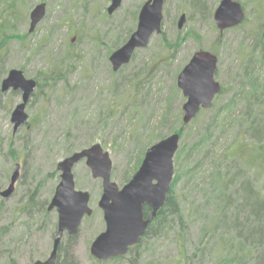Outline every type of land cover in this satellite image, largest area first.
Returning <instances> with one entry per match:
<instances>
[{
  "label": "rangeland",
  "instance_id": "rangeland-1",
  "mask_svg": "<svg viewBox=\"0 0 264 264\" xmlns=\"http://www.w3.org/2000/svg\"><path fill=\"white\" fill-rule=\"evenodd\" d=\"M0 1V194L9 188L16 166L21 167L14 194L9 199L0 196V264H34L49 258L58 213L51 211L47 217L46 211L60 183L58 165L62 161L101 145L112 161V182L123 188L141 167L147 151L179 134L180 129L183 133L174 158L171 191L184 209L193 212L192 220L183 225L175 223L171 233L145 240L123 259L96 261L91 246L106 229L99 208L103 187L84 160L73 173L76 190L91 196L93 214L83 220L74 240L64 237L61 264H68L72 257L76 264H178L181 252L193 256L200 246L202 229L211 221L204 208L208 210L212 201L205 193H192L186 178L175 186V178L182 165L192 162L190 148L205 124L233 100L231 117L224 113L226 118L218 124L220 142L212 154L225 160L227 150L237 149L239 122L246 119L250 108L242 93L244 70L264 17L256 1L233 0L242 5L246 19L221 34L214 14L222 0H202L204 14L192 9L191 0H165L162 33L154 35L148 47L136 51L132 61L118 72L113 71L109 58L136 31L139 13L148 0H124L111 17L106 14L110 0ZM40 3L47 5L46 17L29 35L30 13ZM182 15L187 21L179 30ZM199 51L217 56L216 81L224 93L211 109L198 114L197 122L182 128L186 99L177 78ZM254 62L264 80V63ZM55 69L64 78L50 89L44 80ZM13 70L22 71L26 79L37 83L26 108L28 122L17 131L12 114L22 103L23 93H3L1 89ZM259 100H251L256 110L262 109ZM245 139L248 148L242 152H253L258 144ZM203 166L207 176L203 185L208 186V174L218 165L210 158ZM247 173L263 193L264 163ZM32 198L35 207L29 209ZM206 259L197 258L189 264Z\"/></svg>",
  "mask_w": 264,
  "mask_h": 264
},
{
  "label": "water",
  "instance_id": "water-1",
  "mask_svg": "<svg viewBox=\"0 0 264 264\" xmlns=\"http://www.w3.org/2000/svg\"><path fill=\"white\" fill-rule=\"evenodd\" d=\"M123 1L112 0L108 13L113 15L120 9ZM164 4L165 0H148L142 7L136 31L110 57L114 72L127 66L136 51L147 48L152 37L162 33ZM46 14V4L35 7L31 13V33L45 19ZM245 19L242 5L233 0H222L214 14V21L221 34L242 25ZM186 21V15H182L178 21L179 30L184 28ZM218 62L216 55L199 51L179 74L177 86L186 99L182 108L184 125L191 124L201 110L211 109L221 93L222 87L216 81ZM36 88L37 83L26 79L22 71H11L3 81V93L11 90L23 93L22 103L12 114L14 131L28 122L26 108ZM180 140V134H174L151 147L139 170L123 188L112 182V161L101 145H93L62 161L58 165L61 172L60 183L48 207L49 212L55 210L58 213V228L52 251L46 261L34 264H57L64 237H76L83 220L93 214L90 208L91 196L87 192L76 190L73 173L75 166L84 160L92 177L102 180L103 187L99 208L103 211L106 229L92 243V257L98 262L123 258L130 249L138 246L150 223L164 207L171 191L175 176L174 158L179 150ZM20 170V165H17L9 188L0 194L2 198L9 199L14 194ZM145 206L152 210L147 220L144 218Z\"/></svg>",
  "mask_w": 264,
  "mask_h": 264
},
{
  "label": "trees",
  "instance_id": "trees-1",
  "mask_svg": "<svg viewBox=\"0 0 264 264\" xmlns=\"http://www.w3.org/2000/svg\"><path fill=\"white\" fill-rule=\"evenodd\" d=\"M254 1H256V8L259 13L264 12V0ZM0 3L2 2L0 1ZM191 5L192 9L204 14L206 8L202 0H191ZM12 8L13 6L10 8L11 12L13 11ZM263 19L264 17L262 18V25L259 26V38L253 44L249 62L244 70L246 85L243 87L242 93L246 95L250 108L245 113L246 119L239 122L237 149H234L233 152L227 150L224 155L225 160H219L212 154L220 142V138L216 134L219 125L227 116L224 113L229 112L228 116L231 117L235 109L233 108V100L229 106L221 107L215 118L208 120L196 141L197 143L190 148L191 155L194 157L192 162L187 166L182 165V170L177 171L175 186L182 184L186 178L192 193H205L209 197L208 201H212V206L208 210L204 208L207 214H211V221L202 229L200 246L191 257L181 252V259L178 264H189L191 260L204 259L205 257L207 258L206 262L199 264H264V192L262 193L256 188L255 181H252L247 173L264 163V80L258 76L259 69L255 67L257 63L254 62L257 59V62L264 63ZM56 70H50L49 78L44 80L45 85L49 86L50 89L60 78H64ZM39 85L41 84L39 83ZM247 88L248 91L245 90ZM223 93L222 89L217 100ZM252 99L255 102H260L259 99H261L262 109H254L256 105L251 102ZM217 100L216 102H218ZM198 118L199 116L195 118L194 123L197 122ZM182 125V128H186V125ZM223 131H219V135ZM178 133L182 135L183 130L180 129ZM245 138L254 140L258 144L253 152H242L243 149L248 148L245 145ZM210 158H214V162L218 166L214 167L213 172L208 174L209 185L205 186L207 184L203 185V181L207 176L204 177L206 171H204L203 165ZM187 177H190V180ZM185 188L183 186V189ZM173 194L174 192L170 191L164 207L149 226L148 232L140 244L132 249L129 254L138 250L145 240L157 239L166 233H171L175 223L183 225L184 221L190 222L192 220L193 212L184 209ZM33 203L32 198L29 209L35 207ZM145 213H150L148 207L145 208ZM46 215L47 217L51 215L48 209ZM55 227L57 229V224ZM75 238L68 236L69 241ZM181 238L183 240V237ZM64 246V242H62L57 264H61ZM69 259L68 264H76L73 257Z\"/></svg>",
  "mask_w": 264,
  "mask_h": 264
},
{
  "label": "flooded vegetation",
  "instance_id": "flooded-vegetation-1",
  "mask_svg": "<svg viewBox=\"0 0 264 264\" xmlns=\"http://www.w3.org/2000/svg\"><path fill=\"white\" fill-rule=\"evenodd\" d=\"M110 2H111V4H112V0H110ZM146 3H147V2H146ZM146 3H145V4H146ZM40 4H44V3H40ZM40 4H39V5H40ZM111 4H110V6H111ZM145 4H144V5H145ZM144 5H143V6H144ZM37 6H38V5H37ZM37 6H36V7H37ZM109 8H110V7H109ZM109 8H108V9H109ZM34 9H35V7H34ZM34 9H33V10H34ZM108 9H107V11H106V14H107L108 17H111L112 15H110V14L108 13ZM33 10H32V11H33ZM32 11H31V13H32ZM31 13H30V28H29V35H32L33 33H35V31H36V29H37V28H36L35 31L32 32V33L30 32V29H31ZM139 14H140V13H139ZM138 20H139V17H138ZM41 23H42V22H41ZM39 25H40V24H39ZM39 25H38V26H39ZM38 26H37V27H38ZM130 37H131V36H130ZM130 37H129V38H130ZM128 40H129V39H128ZM128 40H127V42H128ZM73 41H75V39H73ZM127 42H125V44H126ZM125 44H124V45H125ZM124 45H123V46H124ZM110 57H111V56H110ZM190 60H191V59H190ZM109 62H110V58H109ZM189 62H190V61H189ZM110 63H111V62H110ZM146 207H148V206H145V207H144V218H145V220H147V219L150 217L151 213H152V210L148 207V208L150 209V213H149V214H146V213H145V208H146ZM155 218H156V217H155ZM155 218H154V219H155ZM154 219L152 220V222L154 221ZM152 222H151V223H152ZM151 223H150V225H151ZM150 225H149V226H150ZM148 229H149V227H148ZM148 229H147V232H148ZM147 232H146V233H147ZM145 235H146V234H145ZM145 235H144V236H145ZM143 238H144V237H143ZM143 238H142V239H143ZM140 242H141V241H140ZM136 247H137V246H136ZM134 248H135V247H134ZM134 248H132V249H134ZM132 249L129 250V253H130V251H131ZM129 253H128V254H129Z\"/></svg>",
  "mask_w": 264,
  "mask_h": 264
}]
</instances>
